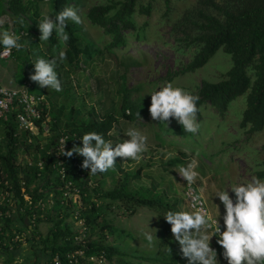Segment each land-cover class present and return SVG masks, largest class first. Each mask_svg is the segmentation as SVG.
<instances>
[{"label": "trees", "instance_id": "16d2710c", "mask_svg": "<svg viewBox=\"0 0 264 264\" xmlns=\"http://www.w3.org/2000/svg\"><path fill=\"white\" fill-rule=\"evenodd\" d=\"M83 1L0 0V18L5 14L3 10L7 6V10L15 19V25L12 24L14 29L17 32L21 30L27 32L21 37V43L23 39L34 36V26L27 25L26 20H23L27 19L31 4L49 3L53 6L55 14H58L64 8L72 7L73 4L82 6ZM143 1L107 0L88 8L86 16L90 23L99 26L111 36L105 47L97 46L93 41L84 42L82 26L70 20L67 22L65 32L69 40L64 42L63 50L67 58L63 62H58L56 71L61 83L63 77L66 80L64 84L62 83V88L68 96L72 98L75 96L72 92L71 72H77L83 65L91 66L93 69L98 68L96 62H101L105 52H113L127 44L125 33L127 30L138 33L141 28H138L134 20L135 13L138 11L150 15L153 9L154 0H148L146 5ZM164 2L168 14L172 0H164ZM3 28L0 27L2 32ZM173 33L185 49L191 46L196 48L192 59L182 66V73L194 72L203 67L220 48L232 55V67L222 75L221 80L217 82L202 80L197 90H187L200 97L198 107L209 104L218 115L224 117L229 104L246 94L247 105L239 126L248 135L263 132L264 0H200L194 10L186 11L174 23ZM53 46V43L50 44L51 48ZM21 51L27 50H15L10 58ZM29 52L27 51V54ZM42 54L44 53L42 52L36 60L47 58ZM23 62L26 70L21 84L24 81L32 82L29 77L34 74V62L29 55ZM134 63L135 61H131L123 64L126 70L120 76L124 87L121 88L122 97L118 111L112 107L99 115L93 107L89 111L90 118H79L82 110L74 106L70 107L68 112H65L64 107L55 108L53 103L50 106L49 100L45 97V89L32 82L30 91L44 96L47 102L40 106V116L36 120L40 132L44 130V123L50 128V134L47 135L49 140L46 143L42 141L41 135L20 127L17 118L20 109L15 108L7 119H0L2 132L0 133V192L4 194L3 198L0 196V251L8 253L9 264H14L16 252L26 245L25 241L32 246L33 252L27 256L28 259H33L31 264H52L57 254L63 255L79 248H85L86 256L104 252L108 263L115 261L114 257H116L117 264H141L128 258L129 253L121 250L116 244L108 242L109 234H116L119 228L106 217V209L117 201L129 211L130 215H135L140 207H148L156 211L160 221L165 224L167 234L161 244L165 245L167 240H175L171 233V225L166 222L164 215L168 211H180L179 198L175 193L160 189L157 184H152L150 187L133 185V180L141 176V167L132 173L123 169L120 161L123 160L122 158L117 160L116 166L122 175L115 179L116 184L113 188L105 189L103 186L105 174L89 175L90 172L80 170L79 165L83 163L84 158L76 154L71 158L67 157L66 177L62 180L56 166L55 152L51 151L57 146L62 134L68 136L72 148L81 147L82 136L88 132H96L102 134L105 140H113L112 134L108 135V133L116 128L120 118L137 121L146 113L145 105L140 98H133V92L138 91V88L133 90L126 84V72ZM55 92L58 94L57 91ZM138 112L140 116L137 115ZM201 117L202 111L198 119L200 120ZM171 126L176 131L183 130L175 119L172 120ZM21 151L30 154L32 158L21 161L19 159ZM261 166L262 169L258 171L257 176L264 178V163ZM69 179L75 185L83 187L85 204L78 211L71 205V200L62 201L65 181ZM194 186L197 188V181ZM26 195L31 198V204L27 202ZM41 200L45 203L44 207L39 205ZM50 200L55 203L50 204ZM105 200L107 205L104 204ZM81 219L84 220L89 234L86 245L75 240L76 235L83 231L78 224ZM41 223L48 225L46 233L41 231ZM161 260L165 261L164 264H180L173 256L159 259L157 264H160Z\"/></svg>", "mask_w": 264, "mask_h": 264}, {"label": "rangeland", "instance_id": "374dc122", "mask_svg": "<svg viewBox=\"0 0 264 264\" xmlns=\"http://www.w3.org/2000/svg\"><path fill=\"white\" fill-rule=\"evenodd\" d=\"M105 1L107 0H84L82 6L72 5L84 20V23L80 24L83 41H93L100 47H105L111 36L99 26L92 25L86 12L91 5ZM199 1L172 0L171 10L166 14L164 0H154L150 15L138 11L135 13L134 20L141 29L138 33L131 30L125 32L127 35L125 46L110 53L105 52L101 62H96L98 68L93 69L91 66L83 65L77 72H71L72 92L75 95L73 98L68 96L64 88L58 94L53 89H44L50 106L53 103L55 108L64 107L65 112H68L72 106L80 108L82 113L79 118L89 117V111L93 107L99 115L112 107L118 111L122 97L121 88L124 87L120 76L126 70L123 64L135 61L126 72V84L130 89L138 88V91L134 90L133 98H140L145 105L146 113L137 121L120 118L116 128L111 132L113 137L111 141L115 147V144L130 139L125 134L129 129H135L148 137V149L138 163L124 162L119 157L117 160L121 161L123 169L132 173L142 168L140 178L133 180V185L150 187L152 184H157L160 189L175 193L180 201L179 210L192 211L183 198L186 183L180 180L177 173L180 166H187L195 158L198 162L196 171L199 173L197 180L199 189L204 188V197L212 215L219 217L221 214L220 224L226 230L222 219L225 209L219 198L215 197V193L258 177V171L262 169L261 165L264 163V131L248 135L239 126L247 105V95L244 94L233 100L224 117L218 115L209 104H204L201 107L202 117L198 119L201 128L197 134L186 133L184 130L176 131L171 124L169 127L159 124V121L151 119L148 111L151 104L150 93L159 90L168 82H172L176 87L194 91L201 85L202 80L211 82L221 80L222 75L232 67V55L220 48L203 67L194 72L182 73V66L192 59L196 48L191 46L185 49L179 44L173 33V25L186 11L194 10ZM143 3L148 4V0H144ZM3 11L5 14L1 19L6 23L2 30L6 31L7 21L10 20L15 25V19L7 10V6ZM44 15H50L55 20L56 14L51 4L39 2L30 5L27 19L23 20H26L27 25L34 26V36L21 41L24 45L23 50L30 52L27 54V51H21L13 58L0 59V79L3 85L18 87L21 84L26 70L23 61L28 55L35 63L42 52L44 53L42 56L51 59L65 49V43L59 41L55 33L49 41L40 42L41 33L38 23ZM52 43L53 48L50 47ZM62 79L64 84L66 80L64 77ZM0 133L2 134L1 127ZM41 139L46 143L48 137L42 135ZM31 158L30 154L23 151L19 154L21 161ZM173 160L175 162L171 163ZM104 174L103 186L105 189H110L115 186V179L122 175V172L116 166L115 171L109 170ZM260 179L264 180V178ZM229 192L235 201V194L230 189ZM0 196L3 198L4 194L0 192ZM104 204L107 205L106 200ZM106 217L119 228L116 234H109L108 242L116 244L121 250L129 253L128 258L141 264H157L159 259L173 256L180 264H188L187 259L179 253L180 245L177 241L167 240L165 245L161 244L167 234L165 224L160 221L156 211L148 207H140L135 215H130L129 211L117 201L106 209ZM46 232L47 230L44 233ZM145 233L153 235L151 243L147 241ZM24 244L26 245L16 252L14 264L32 263L33 259L27 258L33 252L31 243L25 241ZM211 247L218 253L219 264H227L223 257L224 250L217 243L216 236L212 237ZM8 258V253L0 251V264H9ZM114 260L108 264H117L116 257Z\"/></svg>", "mask_w": 264, "mask_h": 264}, {"label": "clouds", "instance_id": "9594fccd", "mask_svg": "<svg viewBox=\"0 0 264 264\" xmlns=\"http://www.w3.org/2000/svg\"><path fill=\"white\" fill-rule=\"evenodd\" d=\"M69 20L76 24L84 23L82 16L73 7L64 8L56 14L55 20L50 15H44L38 23L40 42L49 41L54 33L59 41L67 42L69 36L65 29ZM0 24H3L2 19ZM20 39L19 35L7 30L0 33V46L3 49L0 52V59L9 57L13 49L22 50L24 45L20 43ZM66 58V53L60 51L58 56L51 59L36 60L34 74L30 75V80L41 88L62 91L56 67L58 62H63ZM150 96L151 104L148 111L153 121H159V124L169 127L175 119L186 133H199L201 125L198 122V115L201 108L198 107L200 100L198 95L168 82L159 90L151 92ZM137 115L140 116L139 112ZM108 135H111V132ZM125 135L130 139H125L114 147L112 141L105 140L102 134L84 133L82 147L74 146L66 151V142H62L61 155L69 158L74 154L82 156L84 159L81 166L85 170L90 169L89 175L115 171L118 157L124 162L138 163L148 149V137L141 131L129 129ZM197 167L198 162L193 158L187 166H180L177 173L180 180L182 179L184 183L186 181L185 189L188 185L186 195L191 201L190 206L185 199V189L183 198L192 211H168L164 215L166 222L171 225L175 241L180 245V255L187 259L188 264H219L218 253L211 247L212 237L216 236L217 243L224 250L223 257L227 264H264V180L253 177L250 181L215 193V197L219 198L225 209L222 217L226 228L224 230L219 220L221 214L219 217L212 215L204 197V188L199 189L197 186L198 191L192 188L199 177ZM229 189L235 194V201ZM145 237L149 243L153 241L151 233H145Z\"/></svg>", "mask_w": 264, "mask_h": 264}, {"label": "built area", "instance_id": "2783aa9c", "mask_svg": "<svg viewBox=\"0 0 264 264\" xmlns=\"http://www.w3.org/2000/svg\"><path fill=\"white\" fill-rule=\"evenodd\" d=\"M45 1L48 2L50 0H45ZM8 22H9L8 23L9 32L19 35L20 37H23L24 35L27 34V32L24 30L17 32L14 29V26L12 25V23L10 21ZM4 24H5V21H3V24H0V27L4 26ZM0 33H2V31H0ZM2 50H3L2 46H0V52H2ZM14 51L15 49H13L12 54L5 59H9L13 55ZM32 86L33 84L30 81H24V83L20 84L18 87H9V86H5L0 83V119H7L8 115L13 109L15 108L20 109V111L17 113V118H18L20 127L23 129H28L34 134L41 135V136L42 135L47 136L50 134V128L48 124L46 125L44 123L43 125L44 130L43 132H40V127L38 126L36 122L37 118H39L40 116V106L45 103L47 104V102L45 101L44 96L37 95V93L30 91ZM48 140L49 138L47 139V142ZM68 141H69L68 136H65L62 134L59 137L57 146H55V148L51 150L52 152H55V156L57 158L56 166L59 169V175L61 176L62 180H64L66 177V171H67L66 162L68 159L66 156L61 155L63 151L62 142H66L65 150L67 151V150L72 149ZM82 146L83 145H81V147ZM40 164L42 166V162ZM81 165L82 163L79 165L80 170H83L86 173L90 172V169L85 170L82 168ZM85 172L82 173V176H84ZM192 188L198 191V189L194 185H192ZM82 189H83L82 186L79 187L75 185V183L72 180L70 179L66 180L65 185H64V198L62 199V201H65V199L71 200L72 201L70 202L71 205L75 207L77 211L82 209L85 204L84 194L82 192ZM188 190L189 189L187 185L184 191V195H185L186 201L188 202L190 206L191 201L189 197L186 195ZM26 200L29 204L32 203V200L28 195H26ZM54 203L55 201L50 200V204H54ZM39 205L44 207L45 203L41 200L39 202ZM78 224L82 227L83 231L81 232V234L76 235L75 240L83 245H86V243L89 240V237H88L89 234L84 224V220L81 219L78 222ZM52 264H108V258L104 252L98 255L86 256L85 248H79L76 251H73V252L69 251L63 255L57 254Z\"/></svg>", "mask_w": 264, "mask_h": 264}, {"label": "crops", "instance_id": "0c3cea01", "mask_svg": "<svg viewBox=\"0 0 264 264\" xmlns=\"http://www.w3.org/2000/svg\"><path fill=\"white\" fill-rule=\"evenodd\" d=\"M0 83L2 84L1 79H0ZM40 229H41V231L45 232L46 230H48V225H46L45 223H41Z\"/></svg>", "mask_w": 264, "mask_h": 264}]
</instances>
